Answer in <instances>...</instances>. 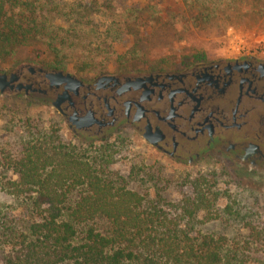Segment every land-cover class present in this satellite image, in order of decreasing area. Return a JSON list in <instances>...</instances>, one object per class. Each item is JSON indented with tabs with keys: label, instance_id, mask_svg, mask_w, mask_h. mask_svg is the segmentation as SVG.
<instances>
[{
	"label": "trees",
	"instance_id": "1",
	"mask_svg": "<svg viewBox=\"0 0 264 264\" xmlns=\"http://www.w3.org/2000/svg\"><path fill=\"white\" fill-rule=\"evenodd\" d=\"M136 15L115 0H0V48L34 40L63 55L77 50L81 37L118 42L123 31L115 25ZM96 18L110 21L102 32ZM112 158L109 147L91 156L56 144L53 134L2 155V168L16 179L0 178V190L26 208L13 214L0 207V264H241L226 251L225 236L180 226L199 211L206 221L216 219V196L205 179L194 182L193 196L171 217L125 181L107 176ZM98 219L108 228H93Z\"/></svg>",
	"mask_w": 264,
	"mask_h": 264
},
{
	"label": "rangeland",
	"instance_id": "2",
	"mask_svg": "<svg viewBox=\"0 0 264 264\" xmlns=\"http://www.w3.org/2000/svg\"><path fill=\"white\" fill-rule=\"evenodd\" d=\"M186 1L115 0L122 10L137 12L135 18L121 19L122 23L115 25L123 31L118 42H95L81 37L77 50L56 55L33 40L4 51L0 48V70L30 63L53 68L60 61L63 65L59 71L90 79L99 74H135L153 67H170L191 57L223 58L264 49V0ZM102 21L94 20L98 32L110 22ZM83 31L78 34L82 36ZM50 134L54 135L56 144L91 156L109 147L113 158L107 176L125 181L171 217L178 216L180 205L193 196L194 182L205 179L216 196L211 206L216 219L206 221V213L199 211L192 222L180 226L190 228L192 234L225 236L226 251L236 255L241 264H264L262 193L228 183L217 173L193 172L186 177L164 168L152 170L143 165L133 145L124 141L84 142L63 126L51 106L27 98L8 95L0 98V178L16 179L2 168V155L16 154L23 144ZM0 207L13 214L25 213L26 204L0 190ZM92 227L104 230L108 225L104 219H98Z\"/></svg>",
	"mask_w": 264,
	"mask_h": 264
},
{
	"label": "flooded vegetation",
	"instance_id": "3",
	"mask_svg": "<svg viewBox=\"0 0 264 264\" xmlns=\"http://www.w3.org/2000/svg\"><path fill=\"white\" fill-rule=\"evenodd\" d=\"M57 71L31 63L0 70V98L51 106L67 91L55 112L76 138L124 141L152 170L217 173L264 195V49L135 74H70V84L50 81Z\"/></svg>",
	"mask_w": 264,
	"mask_h": 264
},
{
	"label": "water",
	"instance_id": "4",
	"mask_svg": "<svg viewBox=\"0 0 264 264\" xmlns=\"http://www.w3.org/2000/svg\"><path fill=\"white\" fill-rule=\"evenodd\" d=\"M57 79L56 83L70 84L71 81H75L74 77L69 73H63V71H57L54 76H51L50 81ZM70 100L69 93L66 91L62 95H59L55 101L52 102L51 107L54 110H58L60 105ZM79 129V128H78Z\"/></svg>",
	"mask_w": 264,
	"mask_h": 264
}]
</instances>
